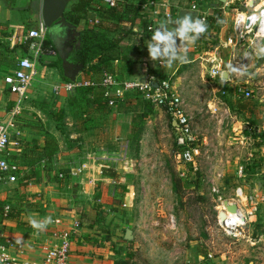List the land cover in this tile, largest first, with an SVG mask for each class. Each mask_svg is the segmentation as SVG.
<instances>
[{"label": "rangeland", "instance_id": "374dc122", "mask_svg": "<svg viewBox=\"0 0 264 264\" xmlns=\"http://www.w3.org/2000/svg\"><path fill=\"white\" fill-rule=\"evenodd\" d=\"M190 1L212 14L219 12L220 19L207 28L202 39L187 45L188 62L174 63L167 77L176 92L177 77L185 88L178 94L191 118L193 143L199 152L196 169L182 162L179 133L171 127L165 110L132 95L113 107H104L110 111L117 108L120 117L124 114L123 121L114 116L112 123L122 127L124 135L114 141L109 138L104 150L86 149L80 143L83 135L73 134V130L79 131L80 124L87 123L88 118L79 115L87 109L74 102L69 105L70 97L53 92L54 85L63 82V69L59 56L48 57L49 53L37 66L32 86L38 107L53 116L56 148L35 146L31 162H69L82 167L91 161L98 165L107 181L97 183L100 195L93 196L91 202L92 208L102 212L95 219L97 231L103 239L121 243L120 260L125 264H264V101L244 98L206 73L201 64L210 69L206 59L214 58L212 51L233 36L232 15L224 14L220 0ZM32 28L33 24H26L23 33ZM134 40L130 38V42ZM129 46L136 49L132 43ZM224 51L219 49L224 68L239 86L257 96L264 84V56L240 75L234 64L228 67L226 62L231 58L225 57ZM21 57L9 51L8 69ZM74 112L75 123L69 125L68 115ZM58 142L65 149L61 150ZM14 186L7 191H13ZM239 186L249 195H258V205L245 237L237 241L219 229L216 208L221 199H234ZM250 208L244 204V211ZM128 229L132 240L125 239Z\"/></svg>", "mask_w": 264, "mask_h": 264}, {"label": "crops", "instance_id": "0c3cea01", "mask_svg": "<svg viewBox=\"0 0 264 264\" xmlns=\"http://www.w3.org/2000/svg\"><path fill=\"white\" fill-rule=\"evenodd\" d=\"M136 1L139 3V0H126V8L134 9ZM142 1H144V3L139 4L140 10L137 16L128 15L126 19L119 21L116 20L115 17L100 11V7L109 9L103 1H100L99 7H96L95 11L92 10L88 13L87 21L91 26L100 25L105 31H108L110 28L116 30L115 32H110V36L112 37L115 36L119 38L121 35H123V37L126 36L122 39L120 44L118 51L119 57L110 63L109 71L111 73H114L119 78H133L144 81L148 75H150L149 70L151 69L162 77L167 78L171 70H169V68L164 69L159 63H151L148 56L146 42L150 39L152 33L149 34V32H147L148 36H145L146 39H141L143 34H147L145 31L147 18L150 19V21L148 20L149 22H154L156 24L155 27L167 20L162 19V17L155 20L157 17L153 15L154 10H152V7H143L148 0ZM165 1L168 2L171 7L168 12L172 11L173 13L171 20L177 19L181 10H189L191 2L190 0H156V2L159 3ZM42 5L43 0H0V122L7 123V121L14 119L15 126L11 128L10 131L13 139H18L22 147V149L12 148L10 150L11 159L20 166V173L17 175V181L11 184H0V202L4 203V208L6 206L11 207L10 215L7 217L3 215L4 217L0 218V228L2 229L1 237H5V241L12 240L14 242H24L29 251V255L37 258L43 254L45 247L54 242L52 231L55 227V220L61 219L64 227H69L74 220H79L81 221V227L78 238L72 245L70 256L71 264H125L120 260L122 259L120 254L121 243L115 244V239L112 241L103 239V236L97 231L95 219L98 211L92 208L91 202L93 196L99 197L100 195V189L97 187V183H106L107 181V179H102L98 165L91 161H87L82 167L78 163L76 165L69 162L45 164V161H38L33 164V162H31L32 156L30 152L35 146L41 148H56V146H53L55 142L52 141V135H56L51 129V126L54 125L51 121L53 120V116H50V113L38 107L37 104L40 102L36 100L37 95L34 96V86H31L29 89L28 98L22 100L20 104H18V98L9 92L4 83V77L17 66L16 64L15 67L8 69V64H6L8 52L11 51L13 54H21L22 57L30 53L29 43L26 42L24 38L28 31L36 29L42 21ZM164 12L165 9H162V13ZM177 12L178 14L175 15ZM213 14L211 13V15ZM224 14H231L233 20L232 13L228 12ZM86 22L84 20L82 24L77 27L78 32L87 26L85 24ZM34 23L37 24L36 27L23 33L26 24ZM55 31L54 33H56ZM127 32L129 34L125 35ZM130 38L135 40L130 42ZM227 39L228 38L222 42ZM76 42H79L78 38H76ZM77 43L76 47H78ZM131 43L135 45L136 49L130 48L131 46L129 45H131ZM53 44L55 47L54 50L46 51L44 49L43 55L38 60V66H40L41 59L45 58L48 53V57H53V55L59 56L60 52L57 50L56 44L54 42ZM74 50L68 54V61L67 58L63 56L68 64L72 65V70L75 69L73 66L77 65L74 62ZM224 50V56L231 58V49ZM238 52L239 59H241V51ZM219 53L220 52L216 55L214 54V58L210 56V59H217V62H219L217 65L222 66L224 73L227 72V78L233 79L230 70L228 71L224 68L225 62L222 60V56ZM69 57L72 62L69 61ZM59 58L63 62L64 58L60 56ZM206 63L208 64L209 62L206 61ZM226 63L228 67L234 64L235 68H237V65L234 61H231V59ZM201 65L204 69L206 68V73L208 74L210 69H207L205 63ZM5 69H7V71H5ZM62 69V74L68 78L65 71L67 74H71V69L67 68V66L63 68V65ZM103 73L104 72L95 69H86L85 71L82 69L76 77V80H98L102 77ZM180 79L181 77H177L175 87L178 92L181 91V93H184L185 88H181L179 84ZM60 81L63 82H58L57 84L65 82L63 77L60 78ZM220 83L223 86H230L234 89L229 81ZM101 94V91L98 89L94 90L87 99H80V97L66 92H62L59 95L64 98L70 97L68 100L69 105L74 102V105L78 104L83 106L85 110L87 109V111L79 113V115L88 118L85 119L87 123L80 124L82 128L79 131L73 130V134L83 135V141L80 143L89 150H104L102 146L109 138L110 141H114L118 136L124 135V129L122 127H115L112 125L114 119L120 117L119 115L121 114L116 111L117 108L115 111L104 109L106 103ZM31 95L35 98L33 99ZM253 98L264 101V84L259 94H257V96L253 95ZM31 99L33 100L31 101ZM12 103L14 105H11ZM17 108H19L18 111H20L19 115L14 116L13 111ZM75 113L76 112L68 115L67 120L69 125H74ZM122 115L120 120L125 117L124 114ZM114 116L116 118H114ZM117 120H119V118ZM71 128L72 127L69 129ZM58 143L61 150L65 149L62 142ZM81 168V173L77 176L72 175V172ZM60 175H63V177L60 178ZM12 186H14L13 191H7L8 188H12ZM47 217H51V223H48L43 230L34 229L29 223L30 219L43 222Z\"/></svg>", "mask_w": 264, "mask_h": 264}, {"label": "built area", "instance_id": "2783aa9c", "mask_svg": "<svg viewBox=\"0 0 264 264\" xmlns=\"http://www.w3.org/2000/svg\"><path fill=\"white\" fill-rule=\"evenodd\" d=\"M108 8H116L118 0H103ZM144 8L152 7L155 20L162 17L164 20L172 19L173 13L168 2L159 3L156 0H148L143 5ZM162 9L165 12L162 13ZM223 12L233 14V36L222 42L220 47L215 48L212 54H217L219 49H231V61L237 65L238 73L251 68L255 64V60L259 58L256 53L258 44L264 43V37L259 35L258 25L252 23L251 17L258 10L264 9V0H225L223 3ZM189 10L198 12L199 19L207 22L211 12L203 10L195 1L190 2ZM175 13V15H177ZM154 26H149V31ZM48 32V28L41 21L36 29L28 31L25 41L29 43V55L22 57L17 66L4 77V83L9 92L18 98V104L22 100L28 98L29 89L32 86L35 77L38 75V60L44 52V39ZM241 51V59L239 52ZM210 63L209 75L213 79L220 82L229 81L234 90L241 93L244 98H253L252 92L248 88H242L234 79L227 80L223 78L222 66L216 64L217 59H207ZM237 61V62H236ZM79 88H97L101 91L103 98L110 107L115 106L119 101L124 100L132 94H138L142 99L151 105L165 110L171 117V121L177 123L175 129L179 133L178 145L182 147L180 158L184 164L192 165L196 169V156L199 153L194 147V137L192 136L191 118L184 108V102L181 96L175 91L174 85L169 78H162L155 74H150L144 81L133 78H119L114 73L105 72L102 77L96 79H83L74 82H64L54 85L53 92L60 95L62 92L71 94ZM225 95L226 92H223ZM17 108L13 111V115H19ZM15 126L14 119L7 123L0 122V184L15 183L20 173V166L11 159L10 150L19 148L21 143L18 139H13L11 128ZM82 170L72 172L73 176H77ZM243 174V170L240 172ZM63 175H60L62 178ZM258 195H249L244 187H237L235 190V198L222 200L217 209V225L219 229L229 238L241 240L246 235V229L251 219L255 216L257 210ZM224 201H228L230 205L238 206V213L231 214L227 211ZM244 204L250 205L252 208L244 211ZM11 211L10 206L4 208V216L7 217ZM225 212L226 218L222 220L220 213ZM55 227L52 231L54 242L45 247L40 257H31L27 250L26 244L22 241L6 240L0 243V264H71L70 256L72 245L78 238L81 221L74 220L69 227H64L61 219L55 220ZM253 242L252 238L248 239Z\"/></svg>", "mask_w": 264, "mask_h": 264}, {"label": "trees", "instance_id": "16d2710c", "mask_svg": "<svg viewBox=\"0 0 264 264\" xmlns=\"http://www.w3.org/2000/svg\"><path fill=\"white\" fill-rule=\"evenodd\" d=\"M100 1H103V0H72L65 11L66 20L69 23L75 25L76 27L80 26L84 20L85 22L87 21V16L89 12L92 10L95 11L96 7H99ZM135 3L136 4H135L134 9H127L126 0L124 1L118 0V6L116 8L105 9L103 7H100V11L105 12L106 14H109L110 16L115 17L116 20L119 21V20L126 19L128 15L130 16L138 15V12L140 10L139 4L141 3L143 4L144 1L139 0V3L137 1ZM217 17H219V12L217 11H215L213 15L208 17L207 22H206L207 28L219 22L220 19H218ZM148 20L150 21V19L147 18L145 31L146 33L147 32L151 33L148 30L149 26L152 25L154 26V29H155L156 24L154 22L151 23ZM85 24L87 26H85L82 30H80V35L78 37V41L80 42V45L76 47L74 50L75 64L83 66V71H85L86 69H90V70L95 69L97 71H100V72L102 71L104 73L110 72L109 71L110 63L113 60H115L117 57H119V52H118L119 47L122 42V39H124L126 36L123 37V35H121L119 38L115 36L112 37L110 36V32L116 31L112 28H110L108 31H105L104 29L101 28L100 25L91 26L88 21ZM36 25H37L36 23L33 24L34 27H36ZM128 32L125 33V35H128L129 34ZM146 35H148V33ZM202 38L203 37L201 35L199 40ZM44 49L46 51L55 49L52 38L50 37L49 33H47L44 39ZM61 64L63 65L62 61H61ZM149 73L162 77L161 75L157 74L154 70H149ZM63 78L65 82L69 81V79L64 74H63ZM162 78H165V77H162ZM94 90H98V89L97 88H79L75 92L77 93L78 97H80V99H87V97L91 95ZM132 96H137L142 99V97L138 94H132ZM103 100L106 103V106L110 107L104 98ZM148 104L150 105V103ZM11 105H14V104L12 103ZM170 125L173 129H175L171 121V117H170ZM254 133H257L256 129L254 130ZM181 150H182V147H181ZM3 205L4 204L0 202V218L4 217L3 216L4 215ZM10 213L8 214V216L10 215ZM101 214H102L101 211L98 212L97 219L100 218ZM1 234H2V229L0 228V243H4L6 238L1 237Z\"/></svg>", "mask_w": 264, "mask_h": 264}, {"label": "clouds", "instance_id": "9594fccd", "mask_svg": "<svg viewBox=\"0 0 264 264\" xmlns=\"http://www.w3.org/2000/svg\"><path fill=\"white\" fill-rule=\"evenodd\" d=\"M251 20L254 25H258L259 35L264 37V9L254 13ZM206 30V22L193 18L191 14L162 22L154 30H150L152 34L146 42L148 56L153 62L159 61V65L164 69L171 68L176 62L186 63L188 62L187 45L194 44ZM256 53L264 56V43L257 45ZM29 223L34 229L43 230L48 223H51V217H47L43 222L30 219Z\"/></svg>", "mask_w": 264, "mask_h": 264}, {"label": "water", "instance_id": "95a60500", "mask_svg": "<svg viewBox=\"0 0 264 264\" xmlns=\"http://www.w3.org/2000/svg\"><path fill=\"white\" fill-rule=\"evenodd\" d=\"M72 0H43L42 5V21L48 28V33L50 37L52 38V30H56V35L58 38H52L53 42L56 44L58 41L62 42L65 41L68 37V33H72V38L76 39L79 37L80 32H78L77 27L71 23H69L66 20L65 17V11L70 4ZM224 2V0H221ZM185 14H191L193 18L198 17V12L184 9L181 10L178 14L179 17H183ZM77 45H80V42L77 43ZM64 67L68 66L72 70V65L68 64L66 59L64 58ZM83 69V66L77 65L74 70H72L71 74H67L65 71V74L68 76L69 80L74 82L76 81V77ZM223 78L227 79V72L223 74ZM173 126L177 127V123L173 122ZM224 205L227 208V211L231 214H237L238 213V206L236 204L230 205L228 201L224 202ZM220 218L224 220L226 218L225 212L220 213ZM125 239L126 240H132V231L126 230L125 233Z\"/></svg>", "mask_w": 264, "mask_h": 264}, {"label": "flooded vegetation", "instance_id": "af4514ba", "mask_svg": "<svg viewBox=\"0 0 264 264\" xmlns=\"http://www.w3.org/2000/svg\"><path fill=\"white\" fill-rule=\"evenodd\" d=\"M54 31L55 30H52V35H51L52 38H58V36H55L56 33H54ZM67 36L68 37L66 38L65 41H62V42L58 41L56 43V47H57V50H59V52H60L59 56L62 57V58H64L63 56H65L67 58V61H68V54L70 52H73V50L76 47V43L77 42H76V39L72 38V33L71 32H69ZM69 61H70V57H69ZM70 62H72V61H70ZM76 66L77 65H75L73 67L75 68ZM63 68H64V60H63ZM67 68H69V67L67 66ZM71 72H72V70H71Z\"/></svg>", "mask_w": 264, "mask_h": 264}]
</instances>
